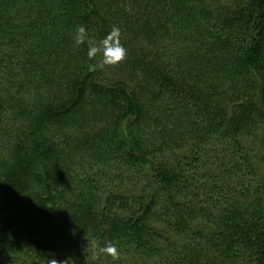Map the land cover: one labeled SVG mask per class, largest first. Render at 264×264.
<instances>
[{
    "label": "trees",
    "instance_id": "obj_1",
    "mask_svg": "<svg viewBox=\"0 0 264 264\" xmlns=\"http://www.w3.org/2000/svg\"><path fill=\"white\" fill-rule=\"evenodd\" d=\"M135 257L264 264V0H0V264Z\"/></svg>",
    "mask_w": 264,
    "mask_h": 264
},
{
    "label": "clouds",
    "instance_id": "obj_2",
    "mask_svg": "<svg viewBox=\"0 0 264 264\" xmlns=\"http://www.w3.org/2000/svg\"><path fill=\"white\" fill-rule=\"evenodd\" d=\"M120 28L113 26L111 31L100 41L97 46L93 44L87 50V56L89 58L95 57L98 53L102 56V61L95 65V67H102L103 65H114L126 58L127 49L120 43ZM86 38V29L84 26H80L76 30L75 43L77 45L83 43ZM107 254L116 258L118 251L115 245L108 243L104 246H99L96 242H93V256ZM66 259L64 261H58L55 258L49 260V264H67Z\"/></svg>",
    "mask_w": 264,
    "mask_h": 264
},
{
    "label": "rangeland",
    "instance_id": "obj_3",
    "mask_svg": "<svg viewBox=\"0 0 264 264\" xmlns=\"http://www.w3.org/2000/svg\"><path fill=\"white\" fill-rule=\"evenodd\" d=\"M142 258V257H141ZM160 258H142L140 259V257H135L133 258L134 261H130L128 262V264H137V262L139 261V264H157V261H159Z\"/></svg>",
    "mask_w": 264,
    "mask_h": 264
}]
</instances>
